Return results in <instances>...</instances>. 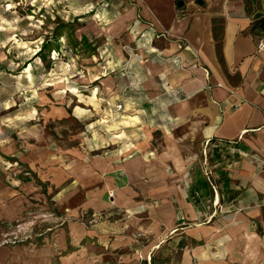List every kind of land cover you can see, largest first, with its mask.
I'll return each mask as SVG.
<instances>
[{"label":"rangeland","instance_id":"obj_1","mask_svg":"<svg viewBox=\"0 0 264 264\" xmlns=\"http://www.w3.org/2000/svg\"><path fill=\"white\" fill-rule=\"evenodd\" d=\"M148 2L0 0V264H201L193 249L204 241L194 236L204 235L205 224L177 219L178 204L171 229L141 201L115 204L113 189L106 191L110 207L88 205L90 192L101 197L104 180L115 175L108 164L116 165L113 137L121 127L111 123V108L135 82L129 71L138 49L125 44L127 35L137 22L150 31L140 10L120 18ZM59 25L67 28L57 51ZM210 239L217 258L222 237Z\"/></svg>","mask_w":264,"mask_h":264},{"label":"crops","instance_id":"obj_2","mask_svg":"<svg viewBox=\"0 0 264 264\" xmlns=\"http://www.w3.org/2000/svg\"><path fill=\"white\" fill-rule=\"evenodd\" d=\"M149 1L120 18L140 10L150 31L137 22L127 35L125 44L138 49L124 107L111 108V123L121 127L113 137L116 165L108 164L115 175L104 180L101 197L90 192L88 205L110 207L106 191L113 189L115 204L141 201L171 229L178 204L177 219L205 224L204 235L194 236L204 241L193 249L201 264H264V28L251 30L255 15L264 17V0L251 15L243 0ZM176 56L183 69L171 61ZM157 131L162 143L155 145ZM213 236L222 237L219 260Z\"/></svg>","mask_w":264,"mask_h":264},{"label":"trees","instance_id":"obj_3","mask_svg":"<svg viewBox=\"0 0 264 264\" xmlns=\"http://www.w3.org/2000/svg\"><path fill=\"white\" fill-rule=\"evenodd\" d=\"M182 1L180 0H177V3H178V5L181 3ZM243 2H244V5H245V8H246V13L248 14V15H251L252 13H254V10H260V6H261V4H262V1H261V4H260V0H243ZM256 3H258V4H260L259 6H255V4ZM262 16V14H260V13H257L256 15H255V18H256V20L254 21V23L252 24V27H251V30H253V29H255L257 26H260V27H262V28H264V17H261ZM66 25H59L55 30H54V36H53V39H54V41L56 42L55 44H56V47H57V51H59V48H58V46H59V37H61V36H63V34L65 33V31H66ZM68 30H69V28H68ZM69 37L71 38V34H69ZM72 39V38H71ZM84 39V41H87V38L86 37H84L83 38ZM51 42V41H50ZM49 41L47 42H45L44 44H43V47H42V49H41V51H40V57H43V59H45V57L43 56L44 54H43V51L45 50V49H47V48H49V43H50ZM73 47H75V43L73 44Z\"/></svg>","mask_w":264,"mask_h":264},{"label":"built area","instance_id":"obj_4","mask_svg":"<svg viewBox=\"0 0 264 264\" xmlns=\"http://www.w3.org/2000/svg\"><path fill=\"white\" fill-rule=\"evenodd\" d=\"M258 49H259L260 51H263V50H264V37H262V38L259 40V42H258ZM171 61L176 62V64L179 65L180 68L183 69V67H184V60H183V58H182L181 56H176V57L172 58ZM123 107H124L123 103H120V104L117 105L116 108H117L118 111H120V110L123 109ZM208 174H209V173H208Z\"/></svg>","mask_w":264,"mask_h":264},{"label":"bare ground","instance_id":"obj_5","mask_svg":"<svg viewBox=\"0 0 264 264\" xmlns=\"http://www.w3.org/2000/svg\"><path fill=\"white\" fill-rule=\"evenodd\" d=\"M171 233V232H170Z\"/></svg>","mask_w":264,"mask_h":264}]
</instances>
